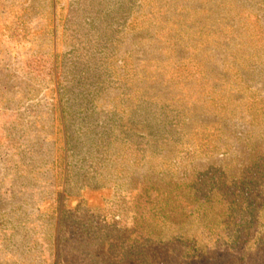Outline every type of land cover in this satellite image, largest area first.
<instances>
[{"label":"rangeland","instance_id":"1","mask_svg":"<svg viewBox=\"0 0 264 264\" xmlns=\"http://www.w3.org/2000/svg\"><path fill=\"white\" fill-rule=\"evenodd\" d=\"M214 171L264 195V0H0V264H137L146 190ZM206 224L191 264H264Z\"/></svg>","mask_w":264,"mask_h":264},{"label":"trees","instance_id":"2","mask_svg":"<svg viewBox=\"0 0 264 264\" xmlns=\"http://www.w3.org/2000/svg\"><path fill=\"white\" fill-rule=\"evenodd\" d=\"M217 173L218 171H214L212 175L207 176L208 178L203 180L204 185L198 188L200 191L197 189L195 193L183 187L180 190L178 185H175L170 192H165L156 185H153L152 194L146 190L143 210L150 222H146L147 228L134 230L136 235L134 234L127 249V252L137 256V264H191L193 262L189 259L206 260L205 249L200 247L198 235H192L189 228L187 230V224L197 219L206 222V227L208 224L214 226L208 229L207 236L210 238L214 236L213 233L218 235L222 231H234L238 233L235 239L238 247H244L250 242L254 228L260 221L264 222V195L258 196L262 187L258 184L249 186L248 183L244 184L241 190L238 188L236 191V187H228L227 190L222 191L217 181L219 178ZM250 180L253 182L252 179ZM258 187L261 189H257ZM214 204L223 206V209L220 210V215L209 219L207 213L209 209L212 213L217 211ZM237 212L240 216L236 215ZM144 218L146 216L141 217ZM153 220H157L154 225ZM168 225L172 230L171 235L173 234L171 239H166L167 232L163 229ZM259 240L264 241V237L259 238L257 235L256 241ZM168 244L175 245L177 254L170 248H165ZM205 264L218 263L207 261Z\"/></svg>","mask_w":264,"mask_h":264}]
</instances>
